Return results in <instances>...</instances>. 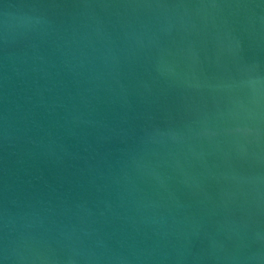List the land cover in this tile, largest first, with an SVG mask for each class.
Listing matches in <instances>:
<instances>
[{"label": "water", "instance_id": "1", "mask_svg": "<svg viewBox=\"0 0 264 264\" xmlns=\"http://www.w3.org/2000/svg\"><path fill=\"white\" fill-rule=\"evenodd\" d=\"M0 264H264V0H0Z\"/></svg>", "mask_w": 264, "mask_h": 264}]
</instances>
